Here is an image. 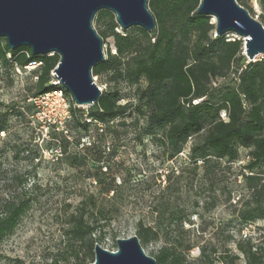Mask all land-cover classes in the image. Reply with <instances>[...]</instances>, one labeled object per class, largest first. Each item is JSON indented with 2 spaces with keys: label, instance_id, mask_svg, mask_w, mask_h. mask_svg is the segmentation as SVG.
<instances>
[{
  "label": "rangeland",
  "instance_id": "obj_1",
  "mask_svg": "<svg viewBox=\"0 0 264 264\" xmlns=\"http://www.w3.org/2000/svg\"><path fill=\"white\" fill-rule=\"evenodd\" d=\"M243 3L264 21L261 0ZM110 23L105 14L93 19L106 57L115 53L113 36L101 35L109 33ZM128 32L141 37L136 26ZM261 59L264 55L256 58ZM110 75L97 76V82L114 87ZM34 83L29 72L0 65V211L9 201L30 202L16 228L0 238V264H87V243L80 244L70 232L74 216L81 214L89 221L97 218L98 243L109 250H117L116 239L138 235L143 223L159 233L156 240L141 242L153 257L163 247H172L184 255L185 264H220L218 257L225 253L239 254L241 264H247L239 245L246 246L248 241L264 255V219L244 222L240 218L244 206L235 204L238 197L229 200L232 193H245L236 176L248 149L240 148V161L211 158L194 164L187 152L171 160L158 140L161 130L157 136L143 134L146 121L135 106L138 88L146 85L141 79L134 85L117 83L125 96L121 102L132 99L135 103L129 114L115 121H126L117 126V133L100 128L97 132L91 126L92 143L100 149L111 147L100 162L103 171L108 167L105 173L93 153L86 162L75 160L85 151L80 143L86 135L78 128L69 131L72 140L67 153L56 159L53 151L61 137L51 136V128L21 108L33 96ZM166 171L170 178L162 175Z\"/></svg>",
  "mask_w": 264,
  "mask_h": 264
},
{
  "label": "trees",
  "instance_id": "obj_2",
  "mask_svg": "<svg viewBox=\"0 0 264 264\" xmlns=\"http://www.w3.org/2000/svg\"><path fill=\"white\" fill-rule=\"evenodd\" d=\"M200 1L148 0L157 26L151 32L136 26L141 37H134L128 32L129 28L123 29L112 11L99 10L97 18L105 14L111 21L109 33L101 35L113 36L115 53H109L105 60L97 63L92 73L93 76L111 73L110 81L116 85H107L99 100L90 107L88 115L92 121L86 119L84 109L73 107L68 128L71 132L78 128L90 136L91 126L98 132V122H103L102 132L117 133V126L125 125L126 121L120 119L118 124L115 121L129 114V109L135 105L132 99L121 102L125 96L117 83L134 85L144 79L146 85L138 88L139 103L135 105L146 121L143 134L157 136L161 130L158 140L171 160L178 157L189 142L187 158L194 164H205L211 158L240 161V148L248 149L250 158L240 164L236 176L245 193H232L229 200L238 197L235 204L244 206L240 218L254 222L264 219V59L247 61L243 39L228 40L231 32L215 36L216 24L212 17L197 12ZM237 1L255 16L243 0ZM261 3L264 9V0ZM116 28H121L122 32ZM59 59L57 53L34 55L28 46L11 49L7 40L0 37V65H10L14 70L19 66L24 70L31 62H42L31 72L32 77L38 76L33 95L56 87L51 83V71ZM228 78L231 83L226 81ZM26 101L21 108L32 116L35 106ZM223 110L228 115L226 120L221 117ZM50 128L51 136L61 137L59 145L63 155L66 154L69 139L63 132ZM84 150L82 157L76 155L75 160L81 158L86 162L93 153L100 160L99 170L104 173L108 170L107 167L103 171L100 162L104 152L111 153V147L100 149L92 143L84 146ZM162 175L170 178V172ZM29 207V200L5 204L0 211V238L16 228ZM98 222L97 218L89 221L83 214L75 215L70 228L74 240L87 243L90 258L87 264L95 261V244L99 242L96 232L101 228ZM137 234L143 243L159 236L157 230L143 223L139 224ZM239 249L247 264H264L261 249L251 241L246 246L240 244ZM155 258L158 264H185L184 255L172 247H163ZM218 259L220 264H241L239 254L225 253Z\"/></svg>",
  "mask_w": 264,
  "mask_h": 264
},
{
  "label": "water",
  "instance_id": "obj_3",
  "mask_svg": "<svg viewBox=\"0 0 264 264\" xmlns=\"http://www.w3.org/2000/svg\"><path fill=\"white\" fill-rule=\"evenodd\" d=\"M102 9L112 11L123 29L140 26L151 32L157 26L148 0H0V37L11 49L28 46L34 55L57 53L54 76L77 104L91 105L102 95L92 73L106 58L93 26ZM197 12L215 18L217 35L231 32L242 38L249 61L264 55V24L237 0H201ZM116 241L117 250L96 243L95 261L89 264H158L138 235Z\"/></svg>",
  "mask_w": 264,
  "mask_h": 264
},
{
  "label": "built area",
  "instance_id": "obj_4",
  "mask_svg": "<svg viewBox=\"0 0 264 264\" xmlns=\"http://www.w3.org/2000/svg\"><path fill=\"white\" fill-rule=\"evenodd\" d=\"M216 35L217 34L215 33V36ZM227 36H228V40H231V39L234 40L235 37L239 38V36L233 33ZM53 53L54 52L50 53V55H52ZM40 65H42V62H31L24 67V70L21 69L19 66H16V71L21 73V71L23 70L31 74V72ZM53 70L51 71V75H52L51 83L53 85H56V87L44 93L33 95L28 98V102L32 103L36 109V112L34 115H32V117L35 118L37 121H39L43 127H48V128L52 127L57 131H61L64 133V135L69 140H72L71 136L69 135V129H68V122L72 118V108L73 107L90 108L95 103L91 105H83V106L77 104L73 96L70 93H68L66 89L61 85L60 80L54 76V74L56 75V73L55 71L53 72ZM93 77H94L95 82L99 85L101 91L103 92L106 86L100 85L97 82V76H93ZM37 78L38 76L34 74L33 79L36 81ZM85 116L88 121H92V119L89 118L88 113H85ZM221 117L225 120L228 118L226 110L222 111ZM98 127L100 128L101 131H103L105 125L103 122H98ZM91 144H92V141L89 136H86L85 138H83L80 143L82 147L89 146ZM189 146H190V142L187 145L186 149L182 151L181 153L187 152L189 149ZM53 154L55 155L56 158L58 156L63 155V151L60 145H58L54 149ZM249 158H250L249 155H247V159ZM243 162L244 161H241V163Z\"/></svg>",
  "mask_w": 264,
  "mask_h": 264
},
{
  "label": "bare ground",
  "instance_id": "obj_5",
  "mask_svg": "<svg viewBox=\"0 0 264 264\" xmlns=\"http://www.w3.org/2000/svg\"><path fill=\"white\" fill-rule=\"evenodd\" d=\"M214 19V18H213ZM213 21V20H212ZM213 22H215V21H213Z\"/></svg>",
  "mask_w": 264,
  "mask_h": 264
}]
</instances>
